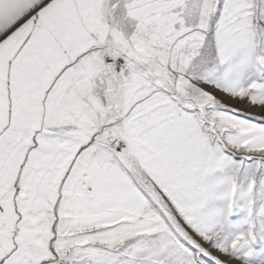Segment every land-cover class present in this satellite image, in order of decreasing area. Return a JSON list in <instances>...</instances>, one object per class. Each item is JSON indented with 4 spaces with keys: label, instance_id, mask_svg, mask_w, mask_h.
Returning a JSON list of instances; mask_svg holds the SVG:
<instances>
[{
    "label": "snow or ice",
    "instance_id": "6c2138e0",
    "mask_svg": "<svg viewBox=\"0 0 264 264\" xmlns=\"http://www.w3.org/2000/svg\"><path fill=\"white\" fill-rule=\"evenodd\" d=\"M0 264H264V0H0Z\"/></svg>",
    "mask_w": 264,
    "mask_h": 264
}]
</instances>
